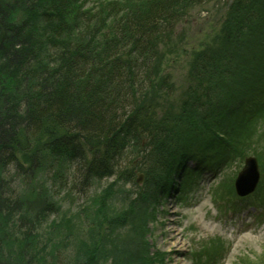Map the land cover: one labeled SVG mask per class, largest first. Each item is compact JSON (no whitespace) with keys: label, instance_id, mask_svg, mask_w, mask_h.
<instances>
[{"label":"rangeland","instance_id":"rangeland-1","mask_svg":"<svg viewBox=\"0 0 264 264\" xmlns=\"http://www.w3.org/2000/svg\"><path fill=\"white\" fill-rule=\"evenodd\" d=\"M129 1L82 0V11L97 14L106 10V15L119 7L122 11L116 14L119 15L123 13L121 6ZM231 1L209 0L188 8L182 14V22L175 25L174 33L160 46V76L155 73L154 78L160 77V85L165 79V83L173 85L176 90L173 91L175 97L167 100L168 104L175 103L182 92L190 89L191 66L197 54L225 42L222 27L227 21ZM259 6L264 12V0H259ZM78 29L65 34L63 43L70 39L71 44H85L79 33L76 34ZM105 30L100 35L106 36ZM49 33L43 35L40 32L41 38L36 41H45L41 45V57L46 65L57 59L63 45L50 43ZM248 43L245 38V44ZM230 49L231 60L236 54ZM246 49L244 45L245 56L248 54ZM261 49L264 50V33L254 41L250 51L256 56L264 55ZM253 54L247 58L253 59ZM76 57H71L72 62ZM233 59L232 65L235 64ZM259 59L251 60L253 63L248 61L252 64L249 72L239 68L230 72L229 86L225 87L233 90L235 98L239 99L223 113L225 116L231 112L223 120L225 134L221 139L215 138L214 144L208 146L210 144L204 141L211 142L216 137L208 129L202 139L191 144L189 132L201 130L203 121L199 123L198 118L186 120L185 116L182 124L187 135H182L183 128H177L181 135L178 133L175 141L178 138L179 142L173 148L168 146L176 156L164 159V164L168 162V169L161 176L162 164L157 172L159 177L154 179L156 183H166L163 188L152 189L148 172L138 170L140 163L145 162L153 150L144 140L146 135L140 145L126 142L114 176L89 175L88 170L77 166L82 165V160L72 163L64 156L55 155L50 150L51 143L42 145L44 154L39 165H32V170L26 160L1 170L0 185L13 190L24 200L18 215L24 222L22 226L33 229L32 233L24 229L29 232V237H10L8 248L13 251L9 255H18L17 247L24 249V264H33V260L43 258L41 264H53L54 260L61 264L76 261L85 264L82 259L90 252L94 256L90 261L88 257L87 262L91 264H171L176 258L185 264H264V209H261L264 207V58L257 62ZM245 63L242 61L240 65L243 67ZM205 74L212 75L209 69L196 75ZM13 76L12 72L7 73L0 81L1 86L14 89L18 79ZM201 88L210 94L206 85ZM160 94L159 91L155 98L149 93L155 104L159 103V110H156L158 121L166 118L170 110ZM213 120L217 122V119ZM40 131L44 132L43 129ZM96 136L95 141L89 140L93 150L96 142L104 141L102 136ZM76 145H80L79 140ZM78 152L74 151L68 157H75ZM166 156L168 154L161 155L162 158ZM92 158L90 153L88 160ZM248 158L258 162L260 183L252 195L234 197V189L224 184L228 177L242 171ZM152 160L157 163L158 159ZM203 167L211 171L203 170ZM58 178L64 181L60 184L56 181ZM23 197H27V201ZM171 228L180 235L177 244L180 243L183 251L177 254L174 246H167ZM14 244L16 247H12ZM5 260L6 264L14 261L8 257Z\"/></svg>","mask_w":264,"mask_h":264},{"label":"trees","instance_id":"trees-1","mask_svg":"<svg viewBox=\"0 0 264 264\" xmlns=\"http://www.w3.org/2000/svg\"><path fill=\"white\" fill-rule=\"evenodd\" d=\"M4 1L0 0V81L10 72L18 80L12 90L3 88L0 82V171L8 165H19L20 160L29 162L32 170V165H39L44 154L42 145L51 143L50 150L55 155L64 156L72 163L82 160V165L77 166L88 170L89 175L114 176L126 142L140 145L146 135L144 140L153 150L138 170L148 172L152 189L163 188L166 183H156L154 179L162 164L161 176L168 169L164 159L176 156L168 146L173 148L179 142L178 138L175 141L178 133L181 135L177 128L182 130L185 116L186 120L203 121L201 130L189 132L191 144L202 139L208 129L216 136L211 142L204 141L208 146L214 144L215 138L221 139L225 134L223 120L231 112L225 116L223 113L239 99L233 90L225 87L229 86L230 72L238 68L249 72L252 64L248 61L253 63L261 58L257 61L260 62L264 58L250 51L254 41L264 33V12L259 0H232L222 27L225 42L197 54L191 66L190 89L182 92L175 103L168 104L167 100L175 97V89L165 79L161 85L158 82L159 48L174 33L175 25L182 22L183 12L209 0H131L121 6L123 13L119 15H116L122 12L119 7L106 15V10L97 14L82 11V0ZM77 28L76 34L79 33L85 44L74 45L70 39L63 43L65 34ZM104 28L106 36L100 35ZM47 31H50V43L63 44L61 54L56 60L51 59L53 65H46L41 57V45L45 41L36 42L41 38L40 32L45 35ZM244 45L248 49L246 56ZM228 48L236 54L231 60ZM251 54L252 61L247 58ZM73 55L77 57L72 62ZM233 58L234 65L230 63ZM242 61L247 62L243 67ZM203 69H209L212 75H196ZM203 84L210 94L201 88ZM159 91L170 109L162 121L157 120L159 103L155 104L149 95L153 93L156 98ZM96 135L104 141L96 142L93 150L89 140L95 141ZM182 135H187L184 128ZM74 151L79 152L75 157H68ZM90 153L93 158L89 161ZM165 154L168 156L162 158ZM152 159H158L157 163ZM56 181L61 184L64 180ZM224 186L233 189L230 180ZM23 203L20 195L0 185V264H6V257L14 260L7 264H24L25 250L17 247L19 254L12 256L9 253L13 249L8 248L10 237H29L24 229L32 233V227L22 226L24 222L18 217ZM93 256L91 252L88 254L89 261ZM88 257L82 259L85 264H91L87 262ZM44 259H35L33 264H41ZM53 264L61 263L54 260Z\"/></svg>","mask_w":264,"mask_h":264},{"label":"water","instance_id":"water-1","mask_svg":"<svg viewBox=\"0 0 264 264\" xmlns=\"http://www.w3.org/2000/svg\"><path fill=\"white\" fill-rule=\"evenodd\" d=\"M259 182L258 163L254 158L247 159L245 169L240 173L237 180V191L239 195L246 196L254 192Z\"/></svg>","mask_w":264,"mask_h":264},{"label":"bare ground","instance_id":"bare-ground-1","mask_svg":"<svg viewBox=\"0 0 264 264\" xmlns=\"http://www.w3.org/2000/svg\"><path fill=\"white\" fill-rule=\"evenodd\" d=\"M207 167H209V166H207ZM205 170H208V169H205ZM233 178H234V175L230 178L228 177L229 180L230 179L232 180ZM228 179H226V180L228 181ZM168 234H169V241H167V246L170 248L172 246H174L176 249L175 250L176 254L182 252L183 248L180 246V243L177 244L178 236H180L179 232H177L175 228H171L169 230ZM172 241H174V243H172ZM171 264H185V263L183 262V260L176 258L173 262H171Z\"/></svg>","mask_w":264,"mask_h":264}]
</instances>
